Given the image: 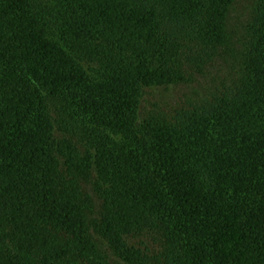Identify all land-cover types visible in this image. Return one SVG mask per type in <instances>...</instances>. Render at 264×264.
I'll return each mask as SVG.
<instances>
[{"label": "trees", "instance_id": "obj_1", "mask_svg": "<svg viewBox=\"0 0 264 264\" xmlns=\"http://www.w3.org/2000/svg\"><path fill=\"white\" fill-rule=\"evenodd\" d=\"M234 1L0 0V264H113L91 231L125 264H264V0L229 49Z\"/></svg>", "mask_w": 264, "mask_h": 264}, {"label": "rangeland", "instance_id": "obj_2", "mask_svg": "<svg viewBox=\"0 0 264 264\" xmlns=\"http://www.w3.org/2000/svg\"><path fill=\"white\" fill-rule=\"evenodd\" d=\"M253 0H235L226 14L225 28L230 44L229 49L240 45L244 36ZM216 59L204 66L200 71L190 69L186 80L169 86L147 88L141 99L139 117L141 120L151 116H169L175 109L187 100L204 94L219 80L226 78L232 72L233 61L228 51L222 50ZM83 191L93 203L91 217H95L98 210V200L94 196L88 181L81 183ZM91 236L99 251L113 264H125L109 246L93 231ZM141 241L154 246L151 237H143Z\"/></svg>", "mask_w": 264, "mask_h": 264}]
</instances>
